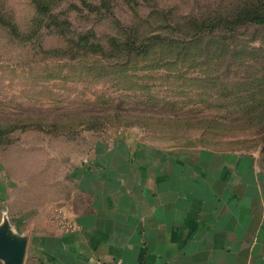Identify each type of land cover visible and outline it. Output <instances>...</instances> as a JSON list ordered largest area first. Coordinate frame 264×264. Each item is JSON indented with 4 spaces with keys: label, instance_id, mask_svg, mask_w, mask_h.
I'll return each mask as SVG.
<instances>
[{
    "label": "rangeland",
    "instance_id": "374dc122",
    "mask_svg": "<svg viewBox=\"0 0 264 264\" xmlns=\"http://www.w3.org/2000/svg\"><path fill=\"white\" fill-rule=\"evenodd\" d=\"M37 1L0 0V124L32 118L48 132L0 146L13 212H30L97 134L264 158V24L238 17L264 14V0H45L57 21ZM90 30L105 51L81 49ZM158 33L162 45L127 52Z\"/></svg>",
    "mask_w": 264,
    "mask_h": 264
},
{
    "label": "crops",
    "instance_id": "0c3cea01",
    "mask_svg": "<svg viewBox=\"0 0 264 264\" xmlns=\"http://www.w3.org/2000/svg\"><path fill=\"white\" fill-rule=\"evenodd\" d=\"M90 139L30 212H13L18 183L0 160V223L9 201L25 264H264V158L161 147L132 131ZM59 211L79 230H64Z\"/></svg>",
    "mask_w": 264,
    "mask_h": 264
},
{
    "label": "trees",
    "instance_id": "16d2710c",
    "mask_svg": "<svg viewBox=\"0 0 264 264\" xmlns=\"http://www.w3.org/2000/svg\"><path fill=\"white\" fill-rule=\"evenodd\" d=\"M36 9L41 16H48L49 19L56 20L55 16L50 13V7L45 0H38ZM238 17L239 19L241 18L240 20H244L245 22L264 24V14L261 12H256L255 14L254 10H248L244 12L243 15L240 13ZM96 37L97 34L93 30L79 34L78 40L80 41L79 45L81 49L84 48V51L88 50V52L94 54L98 53V50H100V52H103V50L105 51L104 46L97 42ZM162 43V36L158 33L147 37L141 42L134 40L132 42L126 43L125 45H127L128 48L127 52L148 53L150 50L162 45ZM10 121L11 122L0 124V146L8 147L13 144L14 140L12 139L11 135L17 131L27 132L38 130L48 133L47 130L42 129V126H40V124H38L36 120L32 118H27V120L16 119Z\"/></svg>",
    "mask_w": 264,
    "mask_h": 264
},
{
    "label": "water",
    "instance_id": "95a60500",
    "mask_svg": "<svg viewBox=\"0 0 264 264\" xmlns=\"http://www.w3.org/2000/svg\"><path fill=\"white\" fill-rule=\"evenodd\" d=\"M27 245V237L14 230L8 210H4L0 223V260L3 264H25Z\"/></svg>",
    "mask_w": 264,
    "mask_h": 264
},
{
    "label": "built area",
    "instance_id": "2783aa9c",
    "mask_svg": "<svg viewBox=\"0 0 264 264\" xmlns=\"http://www.w3.org/2000/svg\"><path fill=\"white\" fill-rule=\"evenodd\" d=\"M59 215H63L64 218V214L62 212L59 211ZM61 226L63 227L64 230L66 231H77L80 228V225L75 222L74 220H71L69 218H64L62 220ZM122 260L121 259H116L112 262L109 263H101V264H122Z\"/></svg>",
    "mask_w": 264,
    "mask_h": 264
}]
</instances>
